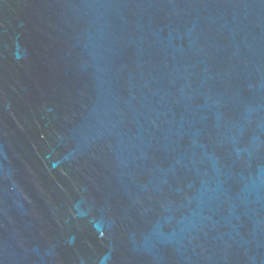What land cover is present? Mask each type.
I'll return each mask as SVG.
<instances>
[{"label": "water", "instance_id": "water-1", "mask_svg": "<svg viewBox=\"0 0 264 264\" xmlns=\"http://www.w3.org/2000/svg\"><path fill=\"white\" fill-rule=\"evenodd\" d=\"M0 264H264V0H0Z\"/></svg>", "mask_w": 264, "mask_h": 264}]
</instances>
